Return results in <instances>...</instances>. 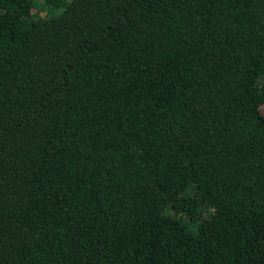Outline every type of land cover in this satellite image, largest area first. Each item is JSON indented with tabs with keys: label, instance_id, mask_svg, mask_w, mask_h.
Segmentation results:
<instances>
[{
	"label": "trees",
	"instance_id": "obj_1",
	"mask_svg": "<svg viewBox=\"0 0 264 264\" xmlns=\"http://www.w3.org/2000/svg\"><path fill=\"white\" fill-rule=\"evenodd\" d=\"M0 264H264V0H0Z\"/></svg>",
	"mask_w": 264,
	"mask_h": 264
}]
</instances>
